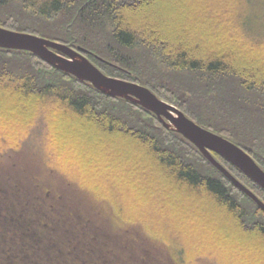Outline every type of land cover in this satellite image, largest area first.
<instances>
[{"label": "trees", "instance_id": "trees-1", "mask_svg": "<svg viewBox=\"0 0 264 264\" xmlns=\"http://www.w3.org/2000/svg\"><path fill=\"white\" fill-rule=\"evenodd\" d=\"M155 1L0 0V26L49 35L187 115L199 108L213 118L218 107L178 79L186 72L235 74L246 89H262L245 76L264 77V57L235 40L225 47L215 14L231 8L234 33L254 46L257 35L264 43V0H173L175 8L164 7L161 17L149 13ZM174 17L177 31L170 28ZM256 142L245 149L264 169V143ZM25 148L77 189L89 211L78 203H0V264H205L214 256L216 264H264V209L192 142L133 100L33 52L0 47V158ZM211 153L264 202L263 187ZM119 199L152 203L148 209L160 203L168 216L135 217ZM192 217L201 237L187 251L177 231L186 232Z\"/></svg>", "mask_w": 264, "mask_h": 264}, {"label": "rangeland", "instance_id": "rangeland-1", "mask_svg": "<svg viewBox=\"0 0 264 264\" xmlns=\"http://www.w3.org/2000/svg\"><path fill=\"white\" fill-rule=\"evenodd\" d=\"M159 1L160 0H156L154 2L153 7L149 9V13L152 12L154 14L155 11L156 15L161 17V9H164V7H172L171 9L175 8L171 6V4L175 2L173 0L170 2L168 1L169 3L166 1V3ZM181 4L180 2L178 5ZM230 9L231 8L227 9L226 7H222V11L220 10L219 12L220 14H215L219 18L220 23H222V27H224L220 41H225V47H229V42L235 40L236 43H240L248 50L254 51L250 53L251 56L257 55L264 57V43L260 44L261 40L259 35L252 37L251 41H249L254 46L247 45L246 47L241 42L238 35L234 33L232 25L229 22L230 18L228 11H230ZM163 14L165 15V13ZM1 17H3V15H1ZM175 21L176 17L172 19L174 25H171V21L169 23L171 26L170 28L177 31L180 29L181 24L178 25L177 23L175 25ZM220 30L222 31L221 28ZM196 32L199 34L198 31ZM213 34L214 33L210 31L208 36H212ZM42 37L52 39L46 34H43ZM220 41L218 40L215 44L213 42V46L217 45ZM196 42L197 40H195V43ZM223 44L224 42H222L220 46L223 47ZM221 47L220 49L224 50ZM186 73L188 74L185 75L184 73V75L178 77V79H181L183 83L190 82L192 84L193 89L198 91L199 101L208 104L212 102V106L218 107L215 109L217 115L213 118L202 114V110L199 108L193 109L194 115L186 114L188 117L212 132L229 139L242 147L245 151V148H256V146L252 144L254 139L258 141L256 143H264V77L261 73L257 72L255 75L247 73L245 78L249 84H261L262 89L248 86L246 89L245 86L242 85V77L235 74L213 75L212 77L207 72ZM168 80L170 82L173 81L171 79ZM177 83L180 84L179 82ZM38 156L39 155L35 151H30L25 148L17 152H10L0 158V203H29L30 205H33V203H62L65 206L78 203L79 206L81 205V208L88 212L89 208L86 204L88 202L84 200L82 194L74 187L66 184L58 176L53 173L50 174L49 171L42 166ZM254 156L257 157L258 155L255 154ZM118 203H120V205H125L130 210L129 213L135 217L137 213L138 216L141 214V217H148L161 221L168 216L166 212L164 213L160 203H154L156 205L154 206L155 208L152 209L147 208L148 204L152 203H131L130 200L121 201V199L118 200ZM194 220L195 218L193 219L192 217V220L185 221L184 227L187 229L186 232L182 230L177 231L178 235L185 238L182 240H184L183 246L187 251H190L194 247L196 239H200L201 237L200 231L196 229V221ZM107 227L109 228V226ZM100 238L102 239V237ZM169 253L167 252L166 254L167 259H171ZM219 254L221 259L226 257L224 253ZM217 258L218 256H214L211 260V262L214 263L207 262L205 264H216ZM178 262L184 264L181 260H178Z\"/></svg>", "mask_w": 264, "mask_h": 264}, {"label": "water", "instance_id": "water-1", "mask_svg": "<svg viewBox=\"0 0 264 264\" xmlns=\"http://www.w3.org/2000/svg\"><path fill=\"white\" fill-rule=\"evenodd\" d=\"M0 47L35 53L59 70L74 75L110 95L133 100L153 112L170 127L192 142L201 153L238 188L264 209V202L240 182L211 153L215 151L264 188V169L242 147L199 125L177 106L159 98L149 87L109 76L76 49L38 34L0 26Z\"/></svg>", "mask_w": 264, "mask_h": 264}]
</instances>
